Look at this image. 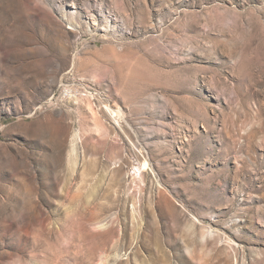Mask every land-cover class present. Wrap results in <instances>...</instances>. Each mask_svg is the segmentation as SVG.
I'll return each mask as SVG.
<instances>
[{
	"label": "rangeland",
	"instance_id": "obj_1",
	"mask_svg": "<svg viewBox=\"0 0 264 264\" xmlns=\"http://www.w3.org/2000/svg\"><path fill=\"white\" fill-rule=\"evenodd\" d=\"M0 264H264V0H0Z\"/></svg>",
	"mask_w": 264,
	"mask_h": 264
}]
</instances>
